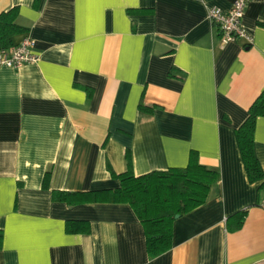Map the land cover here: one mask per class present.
Instances as JSON below:
<instances>
[{"label":"crops","instance_id":"obj_1","mask_svg":"<svg viewBox=\"0 0 264 264\" xmlns=\"http://www.w3.org/2000/svg\"><path fill=\"white\" fill-rule=\"evenodd\" d=\"M234 1L0 0L25 29L13 45L30 38L38 58L0 67V264H264V179L248 181L236 141L264 90V0L242 19L251 45H223L207 13ZM253 148L264 173V117ZM190 152L219 181L156 258L130 206L52 201L118 188L109 168L124 173L127 155L138 177ZM69 221L89 232L66 233Z\"/></svg>","mask_w":264,"mask_h":264},{"label":"trees","instance_id":"obj_2","mask_svg":"<svg viewBox=\"0 0 264 264\" xmlns=\"http://www.w3.org/2000/svg\"><path fill=\"white\" fill-rule=\"evenodd\" d=\"M18 10L12 8L0 14V51L13 46V38L25 32L17 24ZM145 110L143 106H140ZM264 117V90L252 102L247 111V118L236 130V141L247 179L255 183L264 179L259 162L254 154V131L258 118ZM127 169L124 173L111 177L119 182L116 189L93 192H52V201L67 206L81 204H126L131 207L139 220L145 237V248L149 259L156 258L171 249L173 223L175 216L182 217L203 206L213 185L219 181V174L202 166L196 152H190L187 166L169 168L165 171L134 176L131 160L126 156ZM49 173L43 180V188H47ZM264 187V183L261 184ZM245 217L239 212L227 219L233 231L238 230ZM230 222H234L231 223ZM68 234H87L86 222L69 221L65 224ZM3 234L0 231V249Z\"/></svg>","mask_w":264,"mask_h":264},{"label":"built area","instance_id":"obj_3","mask_svg":"<svg viewBox=\"0 0 264 264\" xmlns=\"http://www.w3.org/2000/svg\"><path fill=\"white\" fill-rule=\"evenodd\" d=\"M249 0H235L228 11L219 8L208 10L207 17L211 25L219 34L221 44L225 45L238 40H243L246 45H251V37L242 25V19ZM34 42L24 38L20 43L7 50L0 51V67L18 70L23 66L36 63L38 58L33 52Z\"/></svg>","mask_w":264,"mask_h":264},{"label":"water","instance_id":"obj_4","mask_svg":"<svg viewBox=\"0 0 264 264\" xmlns=\"http://www.w3.org/2000/svg\"><path fill=\"white\" fill-rule=\"evenodd\" d=\"M179 218V216H175V219H178Z\"/></svg>","mask_w":264,"mask_h":264}]
</instances>
